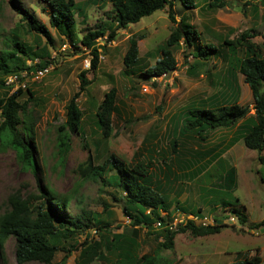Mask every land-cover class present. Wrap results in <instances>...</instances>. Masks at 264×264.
Returning <instances> with one entry per match:
<instances>
[{"label": "rangeland", "instance_id": "rangeland-1", "mask_svg": "<svg viewBox=\"0 0 264 264\" xmlns=\"http://www.w3.org/2000/svg\"><path fill=\"white\" fill-rule=\"evenodd\" d=\"M169 1L171 5L117 29L112 41L104 42L106 30L96 41L97 68L86 72L90 65L85 67V62H90L91 56L80 40L99 26L114 27L108 0H74V23L69 29L50 26L45 0H0V51H11L10 39L15 38L31 52L45 48L50 61L41 81L28 83L33 98L27 94L18 97L20 103H26L34 123L39 169L22 168L11 148L0 147V216L11 210L12 201L24 202L35 212L42 206L41 188L46 187L70 197L67 212L82 221L73 234H61L60 250L50 263L18 262L16 242L9 237L0 264H113L123 257L136 263L146 254H157L165 264H230L256 252L264 264V166L257 152L246 148L240 139L244 130L238 125L242 120L227 129L209 131L203 139L182 129L188 109L212 107L214 102L224 105L235 100L249 106L250 115L254 113L250 89L236 70L235 58L244 55V39L238 44L242 33H253L250 40L254 44L263 42L264 0H195L194 9ZM209 2L219 6L210 7ZM18 8L34 14L48 28L52 42L30 31ZM181 19L195 29L202 45H213L217 53L207 60H195L179 41L173 47L174 70L159 77H141L140 73L160 56V48L175 27L173 20ZM136 36H142L138 40L139 61L128 68L123 57L129 40ZM224 40L233 43L234 53L228 52L232 45H224ZM71 41L77 48L64 47ZM16 54L29 62L25 54ZM81 72L91 83L76 99L81 112L80 133L71 132L70 149L60 162L56 133L66 121V105L78 91ZM111 88L115 89V109L110 131L104 135L97 115L104 94ZM7 92L0 86V97ZM110 156L127 167L147 166L153 187L167 205L166 211H159L167 222L192 214L207 217L214 222L210 225L222 220L223 225L214 234H177L172 248H161L165 222L159 220L161 225L154 226L157 220L148 228L133 226L123 212L124 194L111 180L115 170L107 162ZM88 158L92 167L105 164L102 176L81 175L79 167ZM230 166L237 172L234 189L225 188L222 181ZM235 206L244 207V223L232 212ZM230 215L237 220L231 222ZM84 251L92 256H84Z\"/></svg>", "mask_w": 264, "mask_h": 264}, {"label": "trees", "instance_id": "trees-1", "mask_svg": "<svg viewBox=\"0 0 264 264\" xmlns=\"http://www.w3.org/2000/svg\"><path fill=\"white\" fill-rule=\"evenodd\" d=\"M50 8L49 24L56 29H69L74 23L72 8L74 0H45ZM112 5L113 28H102L99 26L94 30L87 31L81 38L80 44L90 54V69L86 72H94L97 68L99 52L96 41L105 36L106 30H109L105 41H112L117 29H125L130 24H135L143 17L150 16L154 12L171 5L169 0H108ZM178 1L187 9L197 7L195 0H174ZM219 4V3H218ZM209 2L210 7L219 5ZM26 26L37 35H42L48 42H52V37L48 28L41 24L34 14L18 8ZM173 19V17H171ZM175 27L171 30L166 39L165 45L160 48V56L154 64L140 73L141 77L152 78L167 75L176 68V59L173 54V47L182 41L188 50V54L195 60L203 61L217 53L216 47L209 43L201 44L199 35L195 29L191 28L184 20L174 21ZM264 40V32L261 34ZM254 34L246 31L241 34L239 45L244 49V55L235 58L236 70L242 75L243 81L250 89L253 99L254 113L249 114V106H242L235 100L230 104L216 105L212 107H192L188 109V115L183 119L182 129L186 133H192L198 138L203 139L209 131L215 129H227L242 120L238 126L244 130L240 135L244 146L250 150L256 151L259 162L264 166V41L262 44H254L250 39ZM142 36H136L129 40L128 49L123 57L125 67L132 68L139 61L138 40ZM13 43L11 51H0V86H5L7 95L0 97V147L11 148L21 167L26 170L36 171L37 158L35 152V128L31 122V116L26 111V103H20L18 97L21 94H27L28 98H33V92L27 87L12 90L5 85V78L13 73L22 70H33L37 68H46L50 61L47 51L43 47H38L39 52H31L26 45L20 43L15 38H11ZM224 45H232L228 52L234 53L233 43L224 40ZM222 45L224 48L225 46ZM70 49L77 48L75 43L67 44ZM17 52L25 54L30 60L27 63L17 56ZM216 55V54H215ZM226 57V55L224 56ZM35 58H39L35 62ZM78 91L73 94L66 105V121L59 126L56 133V149L59 161L62 162L70 149L71 132L80 133V115L81 112L77 106L76 99L79 94L86 90L91 83V79L85 77V72L78 75ZM217 97L213 98L216 99ZM210 102V101H208ZM115 89L111 88L104 94L103 100L99 106L101 113L97 115L98 122L102 127L103 134L107 135L110 131L111 115L115 107ZM244 122V125H243ZM183 132V133H184ZM61 159V160H60ZM111 167L115 170L111 180L115 183L122 193L124 200L123 212L131 219L133 226L151 227L157 220L167 222L160 217L159 211H166L167 205L162 195L153 187L151 175L147 166L142 164L127 167L114 156L107 159ZM105 164L92 167L91 160L80 165L79 171L84 178L100 177L104 174ZM224 187L234 189L237 184L236 168L230 166L225 170L222 177ZM42 206L35 212L28 208L24 202H11V210L0 216V257L2 249L9 237L16 242V259L23 263L26 261H39L50 263L56 254L58 240L61 234L71 235L75 229H80L82 221L79 216H71L67 212L70 197L57 195L49 188L42 187ZM116 198V197H115ZM25 205V206H24ZM244 207L235 206L232 212L239 216L240 221H246ZM34 213H36L34 215ZM223 224H214L208 226H196L188 221L179 225L175 230L163 227V240L159 246L163 249H170L174 245V237L177 234L189 232L192 236H203L214 234L219 231ZM59 235V237H58ZM84 256H92L88 251H84ZM126 257L116 260L113 264H165L157 254H146L140 259V262L131 263ZM83 261V256L81 257ZM230 264H261V257L256 254L247 256L242 260Z\"/></svg>", "mask_w": 264, "mask_h": 264}, {"label": "built area", "instance_id": "built-area-1", "mask_svg": "<svg viewBox=\"0 0 264 264\" xmlns=\"http://www.w3.org/2000/svg\"><path fill=\"white\" fill-rule=\"evenodd\" d=\"M67 45L65 44L64 47ZM90 62H85V67H89ZM48 68H37L30 71L22 70L17 73H13L5 78V85L12 88V90H15L17 88H23L25 89L30 82H39L41 79L47 74ZM163 76V75H162ZM263 139H264V131H263ZM263 154H264V148H263ZM229 220L231 222L236 221L235 215H230ZM184 220V221H182ZM192 222L196 226H208L212 223V221H208L207 217H197L195 215H188L186 219H175L174 221H168L166 222V227L170 230H175L179 225H182L181 223L184 222ZM214 223V222H213ZM212 223V224H213ZM161 222L157 221L154 226H160Z\"/></svg>", "mask_w": 264, "mask_h": 264}, {"label": "crops", "instance_id": "crops-1", "mask_svg": "<svg viewBox=\"0 0 264 264\" xmlns=\"http://www.w3.org/2000/svg\"><path fill=\"white\" fill-rule=\"evenodd\" d=\"M263 41H264V40H263ZM262 43H263V42H262ZM262 43H261V44H262ZM236 176H237V172H236ZM236 180H237V177H236Z\"/></svg>", "mask_w": 264, "mask_h": 264}, {"label": "water", "instance_id": "water-1", "mask_svg": "<svg viewBox=\"0 0 264 264\" xmlns=\"http://www.w3.org/2000/svg\"><path fill=\"white\" fill-rule=\"evenodd\" d=\"M221 222H222V221H220V220L218 221L219 224H220Z\"/></svg>", "mask_w": 264, "mask_h": 264}, {"label": "clouds", "instance_id": "clouds-1", "mask_svg": "<svg viewBox=\"0 0 264 264\" xmlns=\"http://www.w3.org/2000/svg\"><path fill=\"white\" fill-rule=\"evenodd\" d=\"M159 221V220H158ZM220 221H222V220H220ZM218 222V221H217ZM215 224H217V223H215ZM166 225V224H165Z\"/></svg>", "mask_w": 264, "mask_h": 264}]
</instances>
